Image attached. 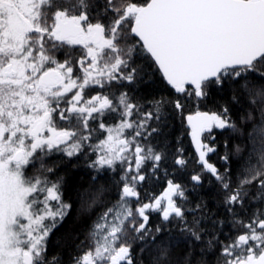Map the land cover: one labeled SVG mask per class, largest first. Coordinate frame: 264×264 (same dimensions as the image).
<instances>
[{"label":"snow or ice","instance_id":"1","mask_svg":"<svg viewBox=\"0 0 264 264\" xmlns=\"http://www.w3.org/2000/svg\"><path fill=\"white\" fill-rule=\"evenodd\" d=\"M226 90L243 116L200 110ZM52 157L90 171L73 202ZM0 264H264V0H0Z\"/></svg>","mask_w":264,"mask_h":264},{"label":"trees","instance_id":"2","mask_svg":"<svg viewBox=\"0 0 264 264\" xmlns=\"http://www.w3.org/2000/svg\"><path fill=\"white\" fill-rule=\"evenodd\" d=\"M229 107L232 111L233 118L235 119L237 115L243 116V112H241V108H246L243 104H236L231 99L230 91L226 90L223 92H215L210 98V101L206 105H201L200 110L206 111H218L223 107ZM197 110L196 105L193 103H189L186 114L194 112ZM177 138H180V142L185 148L186 154L189 155L190 158H195L194 147L191 143L190 137L187 133V128L181 123L180 118H177L172 121L171 127L168 130V139L170 142L175 143ZM229 137L226 135H219L217 140L219 142H223L228 140ZM50 166L56 167L60 174L64 177L65 181V197L69 202H73L76 200L77 191L86 185H90L92 181L90 180V171L86 168L83 160L78 163H72L67 160L57 159L56 157H52L46 161ZM212 162L216 163L218 166L221 161H219L214 155L212 157ZM240 162H236L233 164V168L237 169L239 167ZM101 183L106 186L108 189L106 195L110 200H115L118 196V176L108 173ZM163 184L161 183L156 191H162ZM215 195V184L214 183H206L204 188L201 191V196L208 202L209 207L215 211L216 205L214 203L213 197ZM89 225L85 223L78 215L73 214L69 218L65 220L63 225L59 228V230L55 233V236L52 238V250L54 252L60 253L63 255L64 259L67 261L70 256H72L76 251V243L79 241L85 240L87 235V229ZM177 240H179V236H177ZM180 249L178 248V251Z\"/></svg>","mask_w":264,"mask_h":264}]
</instances>
